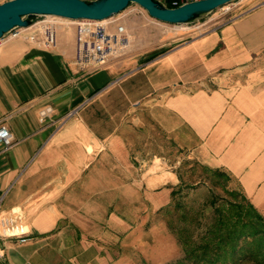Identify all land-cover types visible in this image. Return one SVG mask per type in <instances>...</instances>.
Returning a JSON list of instances; mask_svg holds the SVG:
<instances>
[{"label":"crops","instance_id":"obj_1","mask_svg":"<svg viewBox=\"0 0 264 264\" xmlns=\"http://www.w3.org/2000/svg\"><path fill=\"white\" fill-rule=\"evenodd\" d=\"M237 5L204 33L143 38L94 70L75 67L70 22L52 49L0 45V123L13 139L0 143V211L29 228L23 243L0 239V264L176 260L164 221L133 210L169 202L185 161L226 172L264 218V0Z\"/></svg>","mask_w":264,"mask_h":264},{"label":"trees","instance_id":"obj_2","mask_svg":"<svg viewBox=\"0 0 264 264\" xmlns=\"http://www.w3.org/2000/svg\"><path fill=\"white\" fill-rule=\"evenodd\" d=\"M203 168L209 186L200 206L181 203V182L171 188L169 202L160 208L181 249V256L167 264H264L263 216L238 187H228L230 176L226 172Z\"/></svg>","mask_w":264,"mask_h":264},{"label":"built area","instance_id":"obj_3","mask_svg":"<svg viewBox=\"0 0 264 264\" xmlns=\"http://www.w3.org/2000/svg\"><path fill=\"white\" fill-rule=\"evenodd\" d=\"M165 1V0H164ZM192 0H168L171 6H178ZM114 16L106 21L91 19L68 20L59 16L48 15L29 27H17L0 38V45L10 39H22L36 47L52 49L56 45L57 30L69 22L76 25V50L73 63L82 71L94 70L109 61L124 56L131 47L126 28L122 24L110 27ZM182 25H186L182 24ZM204 26V27H203ZM195 30L204 33L208 30L204 22L195 26ZM49 107L43 109L41 116L46 115ZM12 135L9 129L0 123V143L5 147L12 144ZM0 239H14L23 243L29 239V228L20 220L16 211L3 213L0 211ZM4 249L0 246V258Z\"/></svg>","mask_w":264,"mask_h":264},{"label":"water","instance_id":"obj_4","mask_svg":"<svg viewBox=\"0 0 264 264\" xmlns=\"http://www.w3.org/2000/svg\"><path fill=\"white\" fill-rule=\"evenodd\" d=\"M235 0H192L168 6L164 0H5L0 3V38L17 27H29L48 15L68 20H104L137 4L153 18L172 24L200 21Z\"/></svg>","mask_w":264,"mask_h":264},{"label":"rangeland","instance_id":"obj_5","mask_svg":"<svg viewBox=\"0 0 264 264\" xmlns=\"http://www.w3.org/2000/svg\"><path fill=\"white\" fill-rule=\"evenodd\" d=\"M241 0H235L231 3L225 4L211 13H209L207 16H205L200 21L194 22V23H186V25L182 24H172L163 22L160 20H157L153 17H151L145 9L140 7L137 4H132L122 10L121 12L115 14L114 16H117L118 14L122 13L124 14L123 17L118 18V20L112 22L110 24V27L115 26L116 24H122L126 28V33L130 39L131 47L133 46L134 42H142L143 38L148 37L149 42L161 43L165 41L169 37L174 36H184L189 33H192L195 30V26L199 25L200 23H203L204 20L208 19L212 15H222L221 13L227 9L229 10L224 14L220 19L224 20L228 16H232L234 14H237L240 10L238 8L239 6L237 3ZM121 21V22H120ZM71 26H75V22H70ZM153 28L151 33H148L147 31H144L143 28ZM204 27V26H203ZM130 47V48H131ZM181 172L183 175L182 182V195L179 196L181 203H184L185 206L190 205L192 207H198L199 204L202 203V201H205L208 195V186L209 182L206 179L207 173H205V170L202 166L198 165L197 163L193 161H185L184 163L181 162ZM185 184L192 185V188H187ZM228 187H238L231 177L228 180ZM238 189V188H237ZM219 194H223L222 190H217ZM165 206V205H163ZM152 220L161 219L165 223V218L167 216L165 211L162 209L159 210H143V209H134L133 210V217L135 218L136 215H143L147 216ZM166 224V223H165ZM161 238H163L164 246L166 249V253L172 252L173 247L171 239L169 237H162V235L159 234ZM135 255V254H134ZM149 262V263H148ZM146 261L145 258H139L135 257L133 259V264H154L151 260Z\"/></svg>","mask_w":264,"mask_h":264},{"label":"bare ground","instance_id":"obj_6","mask_svg":"<svg viewBox=\"0 0 264 264\" xmlns=\"http://www.w3.org/2000/svg\"><path fill=\"white\" fill-rule=\"evenodd\" d=\"M107 19H104V20H102V21H106ZM159 163V162H158ZM168 168V167H167ZM161 171V170H160ZM154 173V172H153ZM148 175V174H147ZM166 183V182H165Z\"/></svg>","mask_w":264,"mask_h":264}]
</instances>
